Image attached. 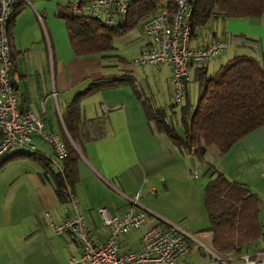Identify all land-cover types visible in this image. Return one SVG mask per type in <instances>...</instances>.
<instances>
[{"label": "crops", "instance_id": "1", "mask_svg": "<svg viewBox=\"0 0 264 264\" xmlns=\"http://www.w3.org/2000/svg\"><path fill=\"white\" fill-rule=\"evenodd\" d=\"M31 4L23 7L12 29L17 52L13 84L22 113L33 112L49 132L68 137L62 116L90 83L126 75L134 80L135 90L127 84L106 88L80 104L81 129L87 136L77 148L79 182L73 195L95 244L102 245L107 234L97 210L124 209L127 199L137 193L140 206L151 218L145 230L157 219L169 225L184 219L189 233L204 235L208 220L203 188L214 178L213 170L259 193L264 185V127L250 132L226 154L220 155L211 147L203 162L196 161L180 152L146 117L142 99L157 108H168L173 87L165 65L133 66L147 44L140 29L115 39L109 52L80 57L72 50L65 24L58 18L59 13H71L66 8L68 1L62 6L58 0H32ZM216 40L228 44L226 51L203 67L191 68L186 101L193 109L199 93L198 78L201 74L207 79L213 77L225 54L229 60L252 56L264 66V15L259 19L212 18L196 31L192 46L206 47ZM171 113L177 120L178 111ZM88 137L94 139L86 140ZM34 145L37 152L51 159L57 172L60 161L51 148L40 140H34ZM46 213L60 223L71 210L69 201L60 202L52 183L42 176L41 167L28 159L4 164L0 169V264H68L70 257L78 255L66 235H57L49 228ZM134 232L125 237L124 250H134V243L140 248L143 234L134 240Z\"/></svg>", "mask_w": 264, "mask_h": 264}, {"label": "trees", "instance_id": "2", "mask_svg": "<svg viewBox=\"0 0 264 264\" xmlns=\"http://www.w3.org/2000/svg\"><path fill=\"white\" fill-rule=\"evenodd\" d=\"M174 1L131 0L127 14L113 28H107L87 15L77 17L64 12L59 13L58 18L64 22L70 45L77 56L100 55L113 49L115 39L140 29L141 23L160 9L166 8L172 13ZM192 5L191 45L196 31L204 28L212 18L259 19L264 15V0H193ZM23 7L22 3L16 5L9 20L13 67L17 52L12 42V29ZM197 81L199 93L194 109L186 101V89L185 102L179 107L177 120H173L174 113H171L177 107L157 108L142 99L147 119L154 122L180 152L203 162L208 148H215L220 155L226 154L250 132L264 127V66L260 60L237 56L222 65L213 77L207 79L201 74ZM126 84L135 90L134 80L129 75L103 78L90 83L69 103L62 116L69 137H62L68 155L60 161L57 172L52 168L51 159L37 151L11 152L0 160V169L14 159L36 162L42 169V176L52 183L60 202L67 203L69 193L74 192L79 182L80 155L77 148L87 136L81 129L80 104L86 97L103 89ZM212 176L214 178L203 188L208 220L205 231L210 235L211 248L215 251L234 250L238 254L249 252L251 245L264 238L259 217L260 198L249 187L229 180L219 171L213 170Z\"/></svg>", "mask_w": 264, "mask_h": 264}, {"label": "built area", "instance_id": "3", "mask_svg": "<svg viewBox=\"0 0 264 264\" xmlns=\"http://www.w3.org/2000/svg\"><path fill=\"white\" fill-rule=\"evenodd\" d=\"M32 0H0V160L17 149L35 152L34 140L48 145L57 160L67 158L68 152L61 136L46 129L44 121L31 111L21 112L14 91L13 63L10 54L8 26L16 5L31 6ZM72 15H87L105 27L117 26L128 12L131 0H67ZM193 0H175L172 13L166 8L143 21L140 31L147 44L134 60L133 66L165 65L170 70L173 93L170 105L180 107L192 77L193 66L203 67L222 55L228 45L216 40L206 47L191 45L190 17ZM69 139V137H68ZM264 180V168L262 171ZM71 213L62 222H53L45 214L49 228L57 235H66L78 249L68 264H186V257L194 244L205 250L208 261L203 264H264V250L236 253L234 250L215 251L203 245L187 227L169 225L157 219L147 227L137 250H124L127 235L147 226L149 213L139 204V193L127 199L124 209L97 210L99 222L107 234L102 245L94 242L93 232L73 193L68 196ZM207 238V235H200Z\"/></svg>", "mask_w": 264, "mask_h": 264}, {"label": "rangeland", "instance_id": "4", "mask_svg": "<svg viewBox=\"0 0 264 264\" xmlns=\"http://www.w3.org/2000/svg\"><path fill=\"white\" fill-rule=\"evenodd\" d=\"M54 2L56 3L57 0H54ZM58 2L62 6V5H65L67 1L66 0H58ZM227 56L228 55L225 54L221 58L223 65L226 64L229 61V59L227 58ZM128 58L130 59L131 56L128 55ZM192 83H194V82L192 81ZM197 94H198V92H196V98H197ZM194 102H196V101H194ZM173 110H175V111L177 110L178 111L179 110V107L174 108ZM192 110H193V108H192ZM17 151H25V150H23V149H17ZM258 190H259V193H256V192L255 193L260 198V207H259V209H260V215H259V217H260V221H261L262 226H263L262 227V230H263V234H264V185H261ZM149 219H151V218L149 217L147 220H149ZM175 224H177V226L180 225V226H183L184 227L187 224V221L184 220V219H175ZM206 224H207V222H206ZM145 227L146 226H142L140 229H138L137 231H135L132 234L134 236V240H137V238H139V236H141V234H143V232L145 230ZM192 235L198 236L200 242L203 245H205L206 247L211 248V241H210V235H209V233H207V238L200 236V235H204L203 233L202 234H199V233L198 234H195L194 233ZM132 246H133L132 249H134V250L136 249L137 250L136 243L132 244ZM254 250H264V238H260L258 241H256L253 245L250 246L249 252L251 253ZM243 253H246V251L243 252ZM208 260H209L208 259V256L205 255V250L203 249L202 246H200L197 243V244H194L192 246V248L190 249V251H189V253H188L187 257H186V261L185 262H186V264H203V263H206ZM238 264H242V263L240 262Z\"/></svg>", "mask_w": 264, "mask_h": 264}]
</instances>
